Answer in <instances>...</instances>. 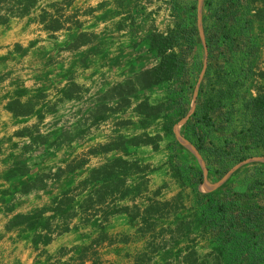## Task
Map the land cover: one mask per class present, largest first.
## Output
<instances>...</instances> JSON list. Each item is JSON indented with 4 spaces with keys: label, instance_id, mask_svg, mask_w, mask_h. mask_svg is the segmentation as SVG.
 Listing matches in <instances>:
<instances>
[{
    "label": "trees",
    "instance_id": "trees-1",
    "mask_svg": "<svg viewBox=\"0 0 264 264\" xmlns=\"http://www.w3.org/2000/svg\"><path fill=\"white\" fill-rule=\"evenodd\" d=\"M8 1L0 0V4ZM37 1L17 0L18 15L27 14ZM198 1L166 0L171 27L164 33L151 28L144 39L158 63L109 87L95 99L88 113L92 124L113 115H133L116 120L106 142L89 147L85 154L63 162V167L55 171L32 178L26 164L10 163L4 178L10 187L1 192L0 201L8 217L4 232L30 239L34 248L45 247L56 237L75 232L98 217L100 235L105 239L104 227L109 219L124 214L140 223L138 233L146 238L145 251L136 257V264H150L155 254L178 246L182 240L190 246L177 256L178 264H264L263 163L242 166L211 193L199 194L196 190V206L186 216L182 214L185 208L181 193L163 202L156 199L162 188L149 193L147 177L154 169L134 158L141 147L155 152L164 144L169 170L177 184L182 189L203 184V174L186 160L188 154L178 144L173 129L190 109L204 66L194 111L181 127V137L202 157L207 176L213 181L246 160L264 158V70L259 68L264 49V0H202L203 41L197 25ZM0 11V25L8 23L13 9ZM127 20L130 26L136 24L135 18L127 15L118 29ZM51 25L59 27L57 21ZM79 91V87L69 84L62 95L70 98ZM155 92H161V96L153 99ZM44 98L39 94L25 103L14 99L4 109L14 120L21 118L19 122H23L33 115L41 124L45 115L53 112L47 105L34 110ZM127 129L134 134L124 135ZM59 136L64 140L56 143V148L74 141L67 133ZM12 137L28 138L25 152L49 142L38 125L23 127ZM91 159L102 162L79 178L77 172ZM14 182L19 185H12ZM51 186L57 193L46 205L26 213L15 212V196L48 192ZM6 196L9 199L5 200ZM125 201L130 205H120ZM127 240L123 237L121 242ZM200 241L211 244V251L202 257L194 249ZM74 250L62 249L60 256ZM91 250L83 248L78 260Z\"/></svg>",
    "mask_w": 264,
    "mask_h": 264
},
{
    "label": "crops",
    "instance_id": "crops-1",
    "mask_svg": "<svg viewBox=\"0 0 264 264\" xmlns=\"http://www.w3.org/2000/svg\"><path fill=\"white\" fill-rule=\"evenodd\" d=\"M119 1H121L120 5ZM157 3H160L162 7H154V4ZM201 7L202 0H199L197 25L203 41ZM2 8H12L13 17L8 23L0 25V125L5 126L2 123L5 119L12 123H21L17 130L35 125L40 127L42 123H47L53 115L59 114L60 105L79 100L81 93H86L89 84H92L100 75L106 73L108 81L111 83L97 97L101 96L109 87L122 82L133 74L155 66L158 60L148 51V43L144 39L151 28L164 33L172 25L166 0H38L28 13L22 16L18 15L20 7L17 0L1 3L0 9ZM0 14L3 12L0 11ZM160 14H165V23L161 28L155 25L156 19L154 20ZM127 15H132L136 24L130 26V22L127 20L125 25L118 29L119 22ZM54 21L59 23L58 28L50 26V23ZM263 55L264 49L261 51V60ZM204 69L205 66L201 71L200 79ZM200 79L193 91L189 111L177 124L179 135L174 132L177 125L173 132L178 144L188 154L186 160L191 161L195 168L197 166L203 174V184L182 189L172 177L168 165L169 154L162 144L160 149L155 152L150 147L139 148L149 149L153 154L162 150L163 160L159 167H153L150 161L139 157L137 151L134 157L154 169L147 177L149 193L162 188L160 195L156 198L162 202L169 201L181 193L182 205L185 208L182 214L186 216L191 215L190 213H193L196 206V190L199 194L211 193L226 184L242 166L254 162L264 164V158H252L234 166L222 178L214 181L208 178L202 157L180 135L181 127L193 114ZM15 81L18 85L15 84ZM69 84L76 85L80 91L78 94L74 92L70 98H64L62 91ZM39 94L45 98L44 101L39 100L34 110H39L45 105L53 109L52 113L45 115L41 124H38L37 118L33 115L24 118L23 122H19L21 118L14 120L11 114L4 109L11 100L18 99L21 103H25L36 98ZM47 116L51 119H47ZM12 132L14 133V131ZM123 133L131 136L134 131L127 129ZM137 133L139 132L136 131ZM12 135L2 138L3 135L0 134V141L3 140L4 143H7L9 139L12 141L15 139ZM16 139L25 140V145L29 143L28 138ZM106 141L103 140L96 144ZM183 143H186L190 148L182 145ZM73 144L74 142H71L58 149L64 148L65 150ZM64 150L60 151L59 158L62 159L52 171L63 167V162L86 153L85 150L67 156ZM101 162L99 159H91L83 170L77 172L80 173L79 178L85 177L87 169L98 166ZM120 205L128 206L130 203L125 201ZM99 222L98 217L94 218L87 226H80L75 232L56 237L49 245L45 247L38 245L34 248L30 239L18 242L19 240L15 239L16 235L12 232H4L5 221L2 234L6 236L3 241L13 238L12 242L8 241L12 245L9 249L8 264L14 262L15 264H93L95 260L97 264H136L135 259L145 251L146 242V238H142L138 233L140 223L131 221L124 214L111 217L104 227L106 238L102 239L98 228ZM123 237L128 239L127 242H121ZM94 242L97 243L93 245ZM188 246L190 244L186 240H182L178 246L155 254L150 264H178L177 256ZM73 248H76L74 252L60 256L62 249L71 250ZM83 248L93 250L86 253L83 260H78V255ZM194 249L197 255L202 257L211 251V244L200 241L194 245Z\"/></svg>",
    "mask_w": 264,
    "mask_h": 264
},
{
    "label": "rangeland",
    "instance_id": "rangeland-1",
    "mask_svg": "<svg viewBox=\"0 0 264 264\" xmlns=\"http://www.w3.org/2000/svg\"><path fill=\"white\" fill-rule=\"evenodd\" d=\"M156 6L162 7L160 3L154 4V7ZM162 12L164 13V11ZM164 15L160 14L159 16L157 15L158 17L156 16L154 18V20L156 19L155 25L157 27L161 28L163 23H165ZM260 68L264 69V55L262 56ZM110 83L111 82L108 81V75L106 73L100 75L92 84H89L86 93H81V98L79 100L73 103L60 105L59 114L53 115L52 119L47 116V119L51 120H48L47 123H42L39 127L41 135L49 137V142L46 145L38 146L30 152H25L23 150V147L26 144L25 140L15 138L12 141L10 140L7 143H4L1 147L2 152H0V201L2 198L1 192L10 187L9 183L4 181V178L6 175L5 169L7 168V165L9 167L11 162L18 161L26 164L32 172L30 175L31 178L40 173H47L54 170L59 164L60 159H62L59 158V155L60 151H63L64 148H56V143L64 140V137L62 138L59 136L62 133H67L72 139H74V144L64 150L66 152L65 154L69 156L75 152H84L87 148L93 146L97 142L108 140L111 136V128L116 119H119L120 117L124 119L133 118L131 112L125 113L124 116H110L96 124H92V121L88 118V113L93 109L95 99ZM15 84L18 85L17 81H15ZM195 87H197V85ZM160 96L161 92H155L152 98L156 99ZM2 123L5 124V126L0 125V134L3 135L2 138L9 137L12 135V131L15 132L21 126V123H12L6 119L5 121H2ZM177 133L178 132L176 131V134ZM161 152L163 151L160 150L153 154L146 148L137 150L138 156H141L146 161H150L153 167L160 166V162L163 160ZM21 181H25V179H22ZM12 185L18 186L19 184H15L14 182ZM52 189L53 186L49 187L48 192H32L26 196H15L13 202L15 212L26 213L34 208L44 206L48 203L49 198L56 193V191ZM4 198L5 200L9 199L7 196ZM3 207L4 206L0 202V264H8L10 256L9 249L12 247L11 243H8V241L12 242L13 238H10L8 241H3V238H5L6 235L2 234V227L4 222L8 219L2 211ZM12 233L16 235L15 239H18V242L23 240L17 233ZM12 264H15V262Z\"/></svg>",
    "mask_w": 264,
    "mask_h": 264
},
{
    "label": "bare ground",
    "instance_id": "bare-ground-1",
    "mask_svg": "<svg viewBox=\"0 0 264 264\" xmlns=\"http://www.w3.org/2000/svg\"><path fill=\"white\" fill-rule=\"evenodd\" d=\"M176 131L178 132L177 135H179V126L176 127V130H174L175 134ZM183 141V140H182ZM182 145H185L186 147H189L188 145H186V143H183ZM190 148V147H189ZM192 149V148H191Z\"/></svg>",
    "mask_w": 264,
    "mask_h": 264
}]
</instances>
